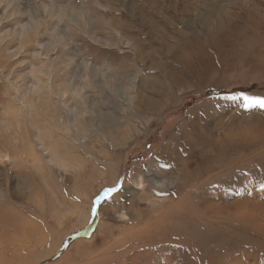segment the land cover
<instances>
[{
	"label": "rangeland",
	"instance_id": "1",
	"mask_svg": "<svg viewBox=\"0 0 264 264\" xmlns=\"http://www.w3.org/2000/svg\"><path fill=\"white\" fill-rule=\"evenodd\" d=\"M260 99L264 0H0V261L264 264Z\"/></svg>",
	"mask_w": 264,
	"mask_h": 264
},
{
	"label": "bare ground",
	"instance_id": "2",
	"mask_svg": "<svg viewBox=\"0 0 264 264\" xmlns=\"http://www.w3.org/2000/svg\"><path fill=\"white\" fill-rule=\"evenodd\" d=\"M189 60H190V58H189ZM163 85V84H162ZM180 88V87H179ZM156 99V98H155ZM159 100V99H158ZM157 100V101H158ZM153 101L154 100H152V102H150L148 105L149 106H151V107H157V103H153ZM155 102V101H154ZM160 102V101H159ZM145 104V103H144ZM143 105V104H142ZM158 108H160V107H158ZM133 128V127H132ZM121 129V128H120ZM199 132V131H198ZM245 132H247L246 134H239V133H237V132H232V131H227V133H228V135H229V133H230V140H229V144L227 145V147L229 148V149H226V150H224L223 151V153H222V155L221 154H218V155H216L215 157V159H211V160H209L208 158H207V154H208V152L210 151L209 149H210V143H209V141H204V143L202 142L201 144H199L198 146H197V148L196 149H193V150H191L190 151V155L192 156V157H197V158H200L201 160H205L204 161V163H206V167H208V165L211 163V162H213V161H215L214 163H216V162H220V161H223V159L222 158H224V157H227V156H229V155H232V156H234L235 158L239 155V153H240V151H242L243 150V148H244V146L246 145V144H248L249 142H250V140L249 139H251V136H256V137H260V136H262V134L264 133V132H261V131H259L258 133H255V134H253L252 132L250 133V132H248V131H245ZM244 132V133H245ZM108 133V132H107ZM204 133V132H203ZM249 135H251V136H249ZM187 136V135H186ZM254 136V137H255ZM191 137H192V135H191ZM190 137V138H191ZM184 139H187V140H189L188 138H184ZM192 140V139H191ZM190 140V141H191ZM128 141V140H127ZM185 141V140H184ZM197 141V140H196ZM183 142V141H182ZM183 144H184V142H183ZM191 145V144H190ZM186 146V145H185ZM195 151V152H194ZM222 159V160H221ZM161 182V181H160ZM157 183V182H156ZM169 184V183H168ZM142 185V184H141ZM5 217V216H4ZM10 220H12V219H10ZM14 220V219H13ZM2 221V220H1ZM10 222H12V221H10ZM9 222V223H10ZM2 223H4V221H2ZM7 223V222H6ZM13 223V222H12ZM8 224V223H7ZM6 224V225H7ZM2 225H4V224H2ZM144 225V224H143ZM5 226V225H4ZM134 226V225H133ZM137 226V225H136ZM135 226V227H136ZM3 228V227H2ZM139 228V227H138ZM47 229V228H46ZM128 229V228H127ZM132 229V228H131ZM51 230V229H50ZM126 230V229H125ZM136 230H137V228H136ZM140 230V229H139ZM138 230V231H139ZM132 231H133V229H132ZM44 232V231H43ZM47 232V231H46ZM134 232V231H133ZM136 232V231H135ZM121 233V232H120ZM39 234V233H38ZM127 234L128 233H126V236H127ZM147 234V233H146ZM172 234V233H171ZM8 236V235H7ZM10 237V236H9ZM122 237H124V236H122ZM129 238V237H128ZM134 238V237H133ZM138 238H140V237H138ZM11 239V238H10ZM15 239V238H14ZM42 239H41V237H40V239H38V240H36L35 242H34V244H38V243H40L41 244V241ZM12 241V240H11ZM13 242H15V241H13ZM51 242H53V241H51ZM18 243H20V241L18 242ZM125 243V241H123V243H121V247H125L124 244ZM51 244V243H50ZM53 244H54V242H53ZM58 245V244H57ZM118 245V244H117ZM129 245V244H128ZM1 246V245H0ZM28 246H30V245H28ZM28 246L26 245V244H22V245H20V246H18L17 248L18 249H15V250H13L12 252H15L16 250H19V251H21V250H23L24 249V251L26 250V249H28ZM3 249V248H2ZM116 249V248H115ZM12 250V249H11ZM10 250V251H11ZM3 251H5V250H3ZM9 250H7L6 252H8ZM15 254V253H14ZM8 255H10V253L8 254ZM27 256H29V255H27ZM36 256V255H35ZM5 257V256H4ZM9 259H10V257H9ZM23 259H25V258H23ZM38 261V260H37ZM20 262V261H19ZM30 262V261H29ZM29 262L27 263V264H29ZM16 263V262H15ZM0 264H11L10 262H8V261H0ZM24 264H26L25 262H24Z\"/></svg>",
	"mask_w": 264,
	"mask_h": 264
},
{
	"label": "snow or ice",
	"instance_id": "3",
	"mask_svg": "<svg viewBox=\"0 0 264 264\" xmlns=\"http://www.w3.org/2000/svg\"><path fill=\"white\" fill-rule=\"evenodd\" d=\"M245 99H248V98H245ZM255 102L258 103L260 107H264V99H260V100L255 101Z\"/></svg>",
	"mask_w": 264,
	"mask_h": 264
}]
</instances>
